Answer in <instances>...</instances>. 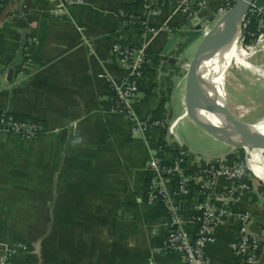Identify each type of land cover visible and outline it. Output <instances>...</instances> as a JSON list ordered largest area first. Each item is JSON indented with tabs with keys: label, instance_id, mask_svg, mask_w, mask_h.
Wrapping results in <instances>:
<instances>
[{
	"label": "crops",
	"instance_id": "0c3cea01",
	"mask_svg": "<svg viewBox=\"0 0 264 264\" xmlns=\"http://www.w3.org/2000/svg\"><path fill=\"white\" fill-rule=\"evenodd\" d=\"M145 1L82 0L56 16L60 0H0V115L44 127L30 140H0V249L19 247L12 264H182L178 253L164 249V211L145 201V164L152 157L171 163L174 154L159 150L160 131L133 134L124 117L108 110L110 91L100 75L126 77L112 54L115 44H148L150 65L133 110L138 119L156 113L184 124L177 138L189 153V170L243 159L246 149L228 146L184 114L186 65L226 0H205L193 13L176 0H149L156 15L142 11ZM127 14L153 32L127 21ZM238 77H226V92L228 85L238 94L264 86L260 77L242 89ZM251 151L250 159L259 161L249 168L251 190L225 215L207 249L209 264H239L232 246L242 213L250 214L249 231L262 241L257 264H264V151ZM227 186L219 182L220 189ZM197 199L184 201L182 212L193 213Z\"/></svg>",
	"mask_w": 264,
	"mask_h": 264
},
{
	"label": "built area",
	"instance_id": "2783aa9c",
	"mask_svg": "<svg viewBox=\"0 0 264 264\" xmlns=\"http://www.w3.org/2000/svg\"><path fill=\"white\" fill-rule=\"evenodd\" d=\"M188 10L191 0H176ZM82 0H60L56 16ZM205 0H198L197 7H202ZM232 7L231 1L218 10L214 18L220 20ZM142 11L149 15H156L157 10L147 0L142 5ZM256 18L259 24V44L264 43V6L253 5L246 16L240 31L243 43L251 25V20ZM127 21L137 24L146 33H151L146 22L135 14H127ZM211 22L206 23V34L209 32ZM249 50H254L252 47ZM112 54L117 63L123 68L126 77L121 80L109 75H100L109 91L114 94L113 106L108 109L111 113L121 115L131 125L133 134H146L153 130L160 131L165 137L160 147L161 153L169 150L174 154L171 163H166L158 157H152L145 164V172L149 177L146 187L145 201L147 204H158L163 208L168 218L169 234L164 240V249L176 252L181 256L182 264H209L207 249L214 242L217 230L223 225L225 215L233 209L251 187L246 183L250 175L246 173L243 163H230L221 160L211 165H205L197 170H189L187 163L188 151L181 146L177 136L176 124H169L155 120L152 116L138 119L133 110V105L140 93V81L150 65L148 44L140 47H129L115 44ZM189 64L186 65L188 67ZM264 72V71H263ZM264 73H261L263 75ZM44 131L41 123L24 120H15L6 114L0 115V140L3 135L33 139ZM165 155V154H163ZM264 160V159H262ZM249 161L246 160V169L249 171ZM264 161H261L263 164ZM264 165V164H263ZM224 181L228 186L220 189L219 182ZM173 186H172V185ZM193 196H197V205L194 212L184 214L182 203ZM239 237L232 246L239 264H257L262 241L249 231L251 216L248 213L239 214ZM19 247L3 245L0 249V264H12L13 256Z\"/></svg>",
	"mask_w": 264,
	"mask_h": 264
},
{
	"label": "water",
	"instance_id": "95a60500",
	"mask_svg": "<svg viewBox=\"0 0 264 264\" xmlns=\"http://www.w3.org/2000/svg\"><path fill=\"white\" fill-rule=\"evenodd\" d=\"M197 3L198 0L190 1V13L194 12ZM254 4L264 6V0H238L217 22L216 26L204 36L194 58L188 65L185 101L187 115L228 146L235 149L264 151V135L254 138L247 137L242 132L238 120L229 112L227 105L220 103L219 96H216L217 92H214L212 85H204L200 83L202 78L200 68L202 64L210 61L216 54L217 50L232 44L237 35L240 34L243 22ZM194 23L197 25L199 22L196 19L194 20ZM211 92L213 95H211ZM201 99L208 100L217 110V114L221 120L220 128L204 125L194 114L188 113L191 101Z\"/></svg>",
	"mask_w": 264,
	"mask_h": 264
},
{
	"label": "rangeland",
	"instance_id": "374dc122",
	"mask_svg": "<svg viewBox=\"0 0 264 264\" xmlns=\"http://www.w3.org/2000/svg\"><path fill=\"white\" fill-rule=\"evenodd\" d=\"M230 1H231V5L233 6L234 3H236L238 0H230ZM218 21H219L218 18H215L214 21L212 22L217 23ZM261 34L262 32L259 34V36ZM258 42H259L258 36L255 40H252L250 43H243L242 37H240L239 52L242 49L243 51L248 53L250 51L248 48L252 47V49L256 50L257 53L252 54L247 59L241 60L238 58L236 59V61H233L231 63V67L229 69L228 75L233 74V73L235 75L238 74L239 77L236 79V82H237V85H239L242 89L244 86H250V83H249L250 80L254 82L257 81L258 83L259 79L264 78V74L263 76L261 75V73H264L263 72L264 71V43L259 44L256 47ZM201 84L205 85V82H201ZM227 91L228 92H226V84H225L224 91H223L224 101H225V104L227 105L229 112L235 119H237L240 122L248 123V124H255L264 119V86L262 89H259L258 87L257 88L254 87L253 89H251V92H252L251 94L250 93L248 94L233 93V90L231 89L229 85L227 86ZM184 114L187 115L186 109H185ZM195 116L197 117L196 114ZM176 131H177V136L182 138V136L185 134V132H183L184 124L179 125ZM193 135H195L196 138L199 139L197 134L194 133ZM200 143L201 145L204 144V146H206L207 148H209L208 146H210L208 145V143L203 142L201 140H200ZM210 151L214 153L216 156L221 154L220 148L211 147ZM252 154H253V151L251 150H243V160H244L245 166L247 165L246 160H250V155ZM261 157L262 159H264V154H261ZM260 158L259 160L261 161Z\"/></svg>",
	"mask_w": 264,
	"mask_h": 264
},
{
	"label": "bare ground",
	"instance_id": "6f19581e",
	"mask_svg": "<svg viewBox=\"0 0 264 264\" xmlns=\"http://www.w3.org/2000/svg\"><path fill=\"white\" fill-rule=\"evenodd\" d=\"M240 34L237 35L235 40L229 46L217 50L213 58L202 64L200 68V74L202 76L201 82H205L206 85H212L216 96H219V101L221 104H225L223 87L225 79L228 76L231 63L236 61V59H247L252 54H256V50H250L248 53L243 51L239 47ZM211 95L213 93L211 92ZM189 112L197 115V119L207 126L221 127V120L217 114V110L209 103L206 99L192 100L189 106ZM242 132L249 138L258 137L264 135V119L255 124H248L238 121ZM259 161L251 160L249 161V168L256 165Z\"/></svg>",
	"mask_w": 264,
	"mask_h": 264
},
{
	"label": "trees",
	"instance_id": "16d2710c",
	"mask_svg": "<svg viewBox=\"0 0 264 264\" xmlns=\"http://www.w3.org/2000/svg\"><path fill=\"white\" fill-rule=\"evenodd\" d=\"M142 2H143V0H139L137 6H140V5L142 4ZM258 30H259L258 20H257L256 18H253V19L251 20L250 29H249V31H248V33H250V35H252L253 37L247 36V37H246V40H245V43H250L252 40H255V39L257 38L258 34H259V31H258ZM113 97H114V94H113L112 92H110L109 100H108V104H109V105H108V109H111L112 106H113V102H112ZM8 116H9V117H12V118L15 119V120H19V121H24V120H26L25 118L20 117V116H13V115H8ZM152 117H153V119H155V120H161V119H160V116H158L156 113L153 114ZM161 121H162V120H161ZM239 162H240V163H243L242 165H243V167L245 168L246 173L249 174V171L246 169V166H245L244 160L241 159ZM198 169H199V168H198ZM196 170H197V169H196ZM148 183H149V178H148ZM246 183H247L249 186H252V183H251L250 180L247 179V180H246ZM162 210H163V208H162Z\"/></svg>",
	"mask_w": 264,
	"mask_h": 264
}]
</instances>
